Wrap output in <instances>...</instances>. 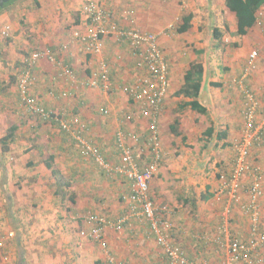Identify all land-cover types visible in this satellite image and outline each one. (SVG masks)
I'll return each mask as SVG.
<instances>
[{
  "label": "crops",
  "instance_id": "obj_1",
  "mask_svg": "<svg viewBox=\"0 0 264 264\" xmlns=\"http://www.w3.org/2000/svg\"><path fill=\"white\" fill-rule=\"evenodd\" d=\"M32 1H37L40 6L28 17L22 13L21 20L29 23V32L46 35L50 28L52 36L45 38L42 46L34 45L25 49L23 55L10 53L11 59H19L9 65L14 71L11 77L20 105L17 82L24 60L32 51L46 46L57 57L64 58L79 83L98 68L100 59L111 64L115 85L134 82L139 74L138 59L127 43L119 44L108 39L102 55L94 57L86 55L82 45L77 42L71 43L66 53H60V45L69 37L71 40L74 28L80 25L85 5H82V1L75 8L79 10V16L71 20L70 33L63 39L62 34L55 31L59 24V13L62 10L71 11L68 7H72L77 0ZM92 1L110 5L118 22H124L120 17L123 10H119L121 0H116L117 6L106 0ZM126 1L143 4L142 0ZM193 2L198 3V9L205 4L211 6L213 18L208 20L206 28L193 20L191 29L180 34L183 37L175 41L160 40L163 52L166 51L170 81L159 124L164 158L151 183L150 192L157 206L168 208L167 217L177 226L174 240L186 249L191 261L207 259L210 264H225L227 259L223 262L220 260L223 259L222 252L215 251L219 247L213 242L217 231L224 227L242 239L250 237L248 215L237 206L231 209L232 216H235L231 228L227 223L223 224L222 213L226 212L228 200L216 193L235 165L234 145L243 138L244 96L238 83L253 51L258 52L257 68L248 77V82L262 102L257 123L264 135V17H260L264 14V7L257 12L256 25L248 29L246 35L237 36V16L226 7V0ZM191 13L195 11L191 10ZM9 15L7 11L0 14V25L7 21L8 25H1V28L5 26L4 29L11 31L18 24L12 22ZM140 19L138 14L139 27L143 31H155L160 27L158 24L146 26L148 23H145L144 18ZM45 22H52V25L42 26ZM215 29H219L222 34L220 40L214 36ZM209 32L211 35H208ZM225 38L228 41L232 39L229 45L221 43ZM209 53H212V60ZM194 61L201 62L205 68L198 101L208 109L207 114L197 113L190 108L178 111L179 104L190 100L176 93L183 86L184 74ZM35 75L31 94L37 102L63 114L73 126L80 123L86 125L83 136L98 147L107 160L119 163L116 133L125 128L124 121L127 122V116L131 113L134 121L128 130L136 131L141 140L148 136V120L139 115L136 104L118 89L116 93L108 94L99 88L81 87L79 84L78 87L72 86L73 80L66 78L58 66L47 60L38 63ZM65 92L69 93L68 98H62ZM105 109L109 111L106 115L102 113ZM207 115L210 120H207ZM175 120L179 122L178 135L171 130ZM223 121V129L217 130L216 123ZM14 125L19 127L15 141L4 166H0V207L6 204L7 209L6 216L0 212V217L5 216L6 224L20 239L22 252H0V264H106L105 252L100 246L91 240L82 239L79 233L90 229L85 217L91 213L105 215L112 221L129 213L131 203L125 197L132 192L131 182L122 175L107 174L92 157L84 156L74 135L63 132L59 125L48 123L45 130L34 135L22 123ZM211 126L216 132L213 137L192 138L200 128H204L201 129L203 132ZM222 131H226L227 136L219 139L217 132ZM141 152L139 163L144 166L149 161L148 153ZM210 158L215 164L214 170L206 173V163ZM250 161L259 168L264 191V142L262 146L252 149ZM47 162L53 165L61 183L52 174ZM245 182L249 184L251 179L247 178ZM67 191H70L69 196L66 195ZM243 197L248 199V194L244 192ZM261 229L264 230V214ZM11 235V232L7 233L5 239ZM105 237L111 252L128 264L164 263L162 248L136 219L126 223L121 230L109 227Z\"/></svg>",
  "mask_w": 264,
  "mask_h": 264
},
{
  "label": "built area",
  "instance_id": "obj_2",
  "mask_svg": "<svg viewBox=\"0 0 264 264\" xmlns=\"http://www.w3.org/2000/svg\"><path fill=\"white\" fill-rule=\"evenodd\" d=\"M120 17L124 22L120 24L113 11L96 1H89L82 8V20L79 27L74 28L71 34V43H80L86 55L100 56L104 52L108 39L131 46L133 55L138 59L137 71L139 74L131 84L113 86L109 78L111 64L100 59L98 68L81 83L75 80L72 68L67 65L64 58L57 57L46 47L34 50L25 58L24 67L18 77L17 87L21 107L26 114L33 115L38 122H48L54 119L61 127L74 135L82 154L92 157L109 175H122L132 184V192L127 197L131 204L130 211L126 215L112 221L105 215L91 213L85 217L90 226L89 230H81L80 237L98 244L105 252L106 264H128L119 258L109 248L106 240V230L111 227L121 230L126 223L133 219L148 229L154 236L164 254L163 264H210L207 259L191 261L186 249L174 240L177 226L167 217L168 208L159 207L152 198L150 187L157 175L164 158L163 145L160 134V118L164 111V101L169 88V65L166 55L160 46V33L143 31L137 25V17L133 10H125ZM9 30L3 29L2 35L8 36ZM70 43V44H71ZM69 50L68 43L60 48L66 53ZM41 60H47L58 66L66 78H70L72 86L78 84L81 87L100 88L102 84L106 93H116L117 89L125 93L129 100L137 106L139 115L148 120L149 134L145 140L136 133L119 129L116 133L117 148L120 153L119 163H113L101 154L98 147L87 140L83 133L86 125L80 123L73 126L65 119L63 114L52 116L39 105L37 99L31 94L36 75L35 68ZM258 52L253 51L247 60L243 75L238 83L244 96L243 138L234 145L236 162L230 174L225 177V183L217 191V195L224 196L228 205L224 215L230 212L233 206H237L248 215L250 221V237L242 239L228 232L227 228H220L219 234L213 237V242L220 248H226L227 264H264V256L259 254L264 250V230L261 229L262 200L264 191L260 180L259 168L253 166L250 161L252 149L262 146L264 135L257 123V116L262 107L258 95L250 88L248 77L257 68ZM68 97L69 93L62 94ZM105 115L109 113L103 110ZM141 151H140V149ZM147 152L149 161L141 166L139 163L140 152ZM251 179L249 184L245 180ZM248 194L244 199L243 194Z\"/></svg>",
  "mask_w": 264,
  "mask_h": 264
},
{
  "label": "rangeland",
  "instance_id": "obj_3",
  "mask_svg": "<svg viewBox=\"0 0 264 264\" xmlns=\"http://www.w3.org/2000/svg\"><path fill=\"white\" fill-rule=\"evenodd\" d=\"M81 1L83 5V4H86V2L88 3L89 1H92V0H77V3L75 1L72 7H68L69 10L71 11L62 10L61 13H59L60 14V16L58 17L59 24L56 25L54 22V24L57 26V28H55V31L57 30V33L62 34L61 35L62 39L67 37L68 34L70 33L71 20H75L77 16H79V10L76 11L77 9L75 8H76V5L78 6L79 2ZM106 1H108L109 4H111L112 2V3H115L114 5L116 6L118 5L117 4L118 1L116 0H106ZM121 1H120L121 5L119 6V10L120 9L125 10L126 8H129V7L135 9V13L137 15L136 17H137L138 27H139V24L141 25L140 21L138 20V14H139V19L144 18L143 20L146 21L145 23L146 24L148 23L146 26L152 27L151 25L153 24H158L160 26L155 31L153 30L154 32H158L161 34L159 37V41L164 40V39H166L167 41H175L176 39H179V37H183V36H180V34L177 32V28L181 24L183 16L191 13V10L195 11L194 20H197L198 25L200 26L204 25L203 27L205 28L207 26L208 20L213 18L212 9L209 4H205V6L203 7L200 6V8L198 9L199 7L198 3L193 2V0H142L143 4H138L137 1H130L129 3H127L126 0H121ZM139 2H141V0ZM104 6H107L109 10L111 9L110 5L108 6L105 4ZM53 7L54 6H51V8ZM33 10H37V7L34 5L33 1L26 0L23 3V6L19 5L17 9L7 11V13L10 14L9 16H11L12 22L18 24V26L15 24L16 27L15 28L12 27L11 31L9 30L8 36L2 35V30L5 28V26L1 28L2 27L1 25H8L7 21H3L2 24L0 25V138H2L7 133L8 129L14 124L22 123L23 126L26 127V130L27 131L29 130L31 135H34L35 133H39V131L42 132L43 130H45V127H47L46 124H48V123L41 124L40 127L36 129L37 125L39 126L37 121L31 116H28V114H26L24 109H22L19 102H17L16 85L14 84V81H13L14 79H12L11 77L13 76L12 73H14V71L12 70V66L9 65L12 61H14L13 64H15L16 61L19 60V59H11L10 53H15L17 54V56L23 55L22 51H24L25 49L32 48L34 45L42 46L44 45L43 43H45L44 39L45 38L47 39L48 36L50 37L52 36V32L50 28L47 29V31L46 29H44L46 31V35L42 34V32H40L39 34H37L36 31L29 32L31 27L29 23H25L23 19L21 20V14L26 13L25 16L27 15L28 17V15ZM260 17L261 18L264 17V14L263 16L260 15ZM21 21H22V24H21ZM27 21H28V18H27ZM49 23L50 22H45L42 24V26L52 25V22L50 24ZM13 29L18 30V31L14 32ZM208 35H211V32H209ZM34 36L36 37L34 38ZM226 38L224 39V42L223 40H221V43L225 45H229L232 39L228 41V39L226 40ZM65 42H63L60 46L62 47L63 45L67 43L68 45H70L71 43L70 37ZM178 42L180 43V40H178ZM161 48L162 50H164L162 46ZM164 53L166 54V51H164ZM209 55L212 60L213 59L212 53L211 54L209 53ZM249 86L255 92V89L251 87L250 83H249ZM176 112L177 111L175 110V113ZM206 118L207 120H210L209 115H207ZM126 121L127 122L124 121L125 128L123 127L121 129H124L129 132L131 131V129L128 130V126H131L130 123L134 121L133 113L127 116ZM171 122H173L172 119H171ZM224 124H225V121H223L222 123L217 122L216 129L222 130L223 129L222 126ZM201 129H204V128H200L198 132L194 133L192 138L196 136H201V138H206V136L203 135L204 131L202 132ZM131 132L137 133L136 131L134 132L131 131ZM214 166L215 164L213 162V159L210 158L208 162L206 163L205 172L209 173L210 171H213ZM69 194H70V191H67L66 195L69 196ZM263 203L264 202L262 200V203H261L262 217L264 214V204ZM231 209H234V208H231ZM231 209H230V212L227 213V215H224L225 211H223L222 213L223 224L227 223V225L230 228L233 225L232 223L235 220V216H232ZM0 212L6 216L7 214L6 204H3V206L0 207ZM240 213L242 212L240 211ZM5 216L0 217V242L2 243V246H0V252H18L19 244L17 245L16 234L6 224L7 219L5 218ZM230 230L228 228V232L232 234V230L231 231ZM10 232L13 236L11 235L12 237H10L9 239H5L6 234ZM218 234H219V231H217L216 235ZM215 251L222 252L221 254L223 255V259L220 258V260L222 262L226 261V255H225L226 248L225 247L224 248L217 247L215 248ZM259 254L264 255V250H262V252H260ZM224 263L227 264V261Z\"/></svg>",
  "mask_w": 264,
  "mask_h": 264
},
{
  "label": "trees",
  "instance_id": "obj_4",
  "mask_svg": "<svg viewBox=\"0 0 264 264\" xmlns=\"http://www.w3.org/2000/svg\"><path fill=\"white\" fill-rule=\"evenodd\" d=\"M25 1L26 0H14V1H11V2L5 4L3 8H0V14L4 13L6 11H11V10L17 9V7L19 5L23 6V3ZM33 3L36 7L40 6V4L37 1H34ZM225 4H226V7L230 11L234 12L237 16V31L235 34L237 36H244L247 34L248 29H250L254 25H256L257 12L259 11V9L261 7H264V0H226ZM125 10H133L135 12V9L131 8V7L126 8ZM125 10H123V12ZM194 19H195V15L193 13H189V14L183 16L182 22L179 25V27L177 28V32L179 34H184V33L188 32L192 27V21ZM221 35L222 34H220L219 29H215L214 36L220 40ZM88 56H90V55H88ZM204 71H205V68L201 62L194 61L190 64L188 70L184 74V84L180 88V90L176 93L177 96H183L185 98H189L190 100L179 104L178 105V111H183L186 108H190L191 110H193L197 113H200V114H207L208 113V109L198 101V97H199L200 92L202 90ZM113 76L114 75H112V71H110L109 78L112 81L113 86H115V87L120 86V85L114 84L115 82H114ZM121 86H123V84ZM99 89H102L104 91L102 84L100 85ZM109 93H111V92H109ZM68 97H62V98H68ZM39 105L41 107H43L46 111L52 113L51 114L52 116H56L58 114L57 112H54L52 110L47 109L41 103H39ZM28 116H31L32 118H34L37 121V123L39 124V126L37 125L36 129H38L41 124L51 123L52 125H56V126L59 125L60 129L63 132H66L61 127L60 123L56 122L54 119L49 120L48 122H41L40 123V122H38V120L33 115L28 114ZM178 124H179V122L177 120H175L173 125H171V130L175 135H178ZM18 129H19V127L17 125H12L8 129L7 133L2 138H0V148H1L0 166L1 167L4 166V164H5L4 161H6L7 156L11 151V145L15 141L16 132ZM215 133L216 132H215L214 127L211 126L203 132V135L206 137H213V135H215ZM216 136L219 139L226 138L227 132L226 131L217 132ZM145 139L146 138H144L142 140H145ZM47 166L49 169H51L52 174L57 178V181L59 183H61V180H60L61 178L58 177V174H57L56 170L53 168V165L50 162H47ZM59 186H61V185H59ZM56 194H58V192ZM174 237H175V235H174ZM19 240L17 238V245L20 243ZM19 246H20V244H19ZM18 252H22L20 247L18 248Z\"/></svg>",
  "mask_w": 264,
  "mask_h": 264
},
{
  "label": "water",
  "instance_id": "obj_5",
  "mask_svg": "<svg viewBox=\"0 0 264 264\" xmlns=\"http://www.w3.org/2000/svg\"><path fill=\"white\" fill-rule=\"evenodd\" d=\"M14 1V0H0V8H3L5 4Z\"/></svg>",
  "mask_w": 264,
  "mask_h": 264
}]
</instances>
